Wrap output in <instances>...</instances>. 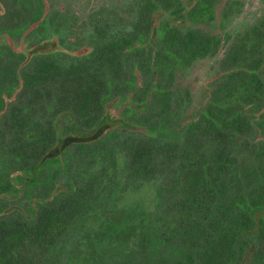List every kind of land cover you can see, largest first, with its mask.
I'll list each match as a JSON object with an SVG mask.
<instances>
[{
  "label": "trees",
  "instance_id": "trees-1",
  "mask_svg": "<svg viewBox=\"0 0 264 264\" xmlns=\"http://www.w3.org/2000/svg\"><path fill=\"white\" fill-rule=\"evenodd\" d=\"M190 1L158 4L180 21L211 16V2L201 13L195 0L188 13ZM154 6L147 0L134 24L111 28L93 58L42 60L43 111L76 122L42 124V194L30 190L31 208L40 196L42 203L29 221L0 220V264L264 260V72L249 76L229 53L205 106L187 116L191 96L176 74L213 53L214 41L166 22L156 28ZM143 75L149 83L136 94ZM109 93L123 96L120 107H104ZM56 99L60 106L50 108ZM149 105L150 121H129H145ZM137 129L144 138L114 143ZM141 189L152 193L150 206L143 198L122 203Z\"/></svg>",
  "mask_w": 264,
  "mask_h": 264
},
{
  "label": "flooded vegetation",
  "instance_id": "flooded-vegetation-1",
  "mask_svg": "<svg viewBox=\"0 0 264 264\" xmlns=\"http://www.w3.org/2000/svg\"><path fill=\"white\" fill-rule=\"evenodd\" d=\"M191 1L188 13L196 3ZM197 1L202 2L201 13H207L205 6L212 3L211 16L194 20L189 15L180 21L171 16L169 9L160 6L158 0H153V20L156 28L166 22L198 30L214 41L213 53L193 62L219 53L218 68L209 91L221 78L224 58L229 53L242 72L249 76L261 75L264 72V10L254 21L230 34L231 18L237 12L239 1ZM146 2L133 0L123 10L105 7L83 15L60 5L52 7L49 0H0V220L17 217L29 221L32 211L39 209V203L31 208L30 190L38 189L42 194V124L76 122L62 111L54 117L52 111H43L42 98L47 97H42V60L53 59L64 66L69 59L93 58L96 49L110 40V29L134 24L133 12L137 17ZM245 33L248 36H243ZM124 62L127 64L126 59ZM193 63L179 71L185 72ZM132 88L134 93H140L136 87ZM122 100L121 94L109 93L104 107L116 109ZM59 106L58 99L49 104L50 108ZM38 201L42 203V196ZM240 264H264V260L251 256L247 261L242 259Z\"/></svg>",
  "mask_w": 264,
  "mask_h": 264
},
{
  "label": "rangeland",
  "instance_id": "rangeland-1",
  "mask_svg": "<svg viewBox=\"0 0 264 264\" xmlns=\"http://www.w3.org/2000/svg\"><path fill=\"white\" fill-rule=\"evenodd\" d=\"M52 7L56 5L62 6V8L69 9L71 11H78L80 14L86 15L91 10H98L101 8H109L114 7V10L119 11L128 7L130 1L133 0H49ZM238 8L236 14L231 18V29H229L230 34H234L235 31L241 29L243 26L254 21L259 14L263 12V0H238ZM15 44L18 46L19 41H16ZM219 53L216 56L208 57L202 60H198L193 63L185 72L179 71L176 78V86L178 89L187 90L191 96V105L186 109L187 116L192 115L194 112L200 110L203 106H205L206 101L209 96V86L211 80L214 78L215 73L219 64ZM134 61V58H127V70L126 74L129 75V70L131 67V63ZM150 77L143 75L141 77V88H137L142 91L144 89V85L148 84ZM142 95V93H141ZM147 118L145 121L140 117H132L129 121L136 124L138 127L142 126L144 122L150 121V117L152 114H155V110H153L152 106L149 105L146 109ZM142 120V121H141ZM108 125L110 122L107 123ZM148 125V124H147ZM148 127V126H147ZM146 127V128H147ZM124 139H142V133L140 131H129L125 130L118 134V138L114 140V143H118ZM69 143V142H68ZM64 186L69 188H73L75 190L76 185L70 181L63 180L61 182ZM66 188V189H67ZM136 198H143L145 203L149 206L153 201L152 193L148 189H141L138 192L126 193L125 199L122 203H128L131 200Z\"/></svg>",
  "mask_w": 264,
  "mask_h": 264
}]
</instances>
